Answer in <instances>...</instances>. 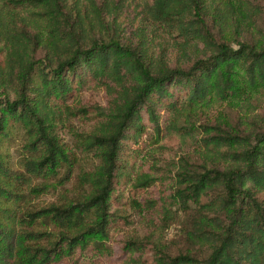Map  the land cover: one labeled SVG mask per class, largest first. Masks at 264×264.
Instances as JSON below:
<instances>
[{"label": "trees", "instance_id": "obj_1", "mask_svg": "<svg viewBox=\"0 0 264 264\" xmlns=\"http://www.w3.org/2000/svg\"><path fill=\"white\" fill-rule=\"evenodd\" d=\"M121 7L139 10L152 33L167 29L178 54L194 57L190 64L152 63L144 51L122 44L110 33L116 22H108ZM256 29L254 14L234 13L231 4L210 11L204 0H0V264H46L88 241L98 245L113 216L118 162L124 150L133 153L147 125L160 133L162 111L173 126L183 110L212 94L225 97L235 85V65L248 86L264 88V38ZM89 81L108 97L85 139L98 163L79 177L80 197L30 208L47 186L34 179L55 174L66 159L55 122L85 109L68 102ZM212 129L201 170L178 172L185 183L178 189L182 207L195 206L183 236L209 253L172 255L155 247L154 264H264V201L258 196L264 191V128L252 134ZM18 133L12 157L3 141Z\"/></svg>", "mask_w": 264, "mask_h": 264}, {"label": "rangeland", "instance_id": "obj_2", "mask_svg": "<svg viewBox=\"0 0 264 264\" xmlns=\"http://www.w3.org/2000/svg\"><path fill=\"white\" fill-rule=\"evenodd\" d=\"M204 2L210 11L213 6L219 9L231 4L234 13L244 10L245 14H254L260 28L256 31L262 33L264 38V0ZM138 11L121 7L114 18L109 15L108 22H116L109 24L112 25L110 33L119 35L122 44L144 51L151 57L152 63L165 59L170 66L187 67L194 57L188 61L178 54L174 48V38L163 26L152 33L150 27L141 21ZM140 31L143 33L141 38ZM255 35L260 38V34ZM231 44L236 46L234 41ZM38 49L36 56L41 57L44 50ZM232 77L234 88L225 97L212 94L204 103L183 110L177 115L173 126L166 124L169 114L162 111L160 125L163 130L160 133L147 125L133 153L124 150L118 162L116 170L120 180L110 200L109 212L113 216L106 236L100 239L98 245L88 241L83 246H77L72 253L46 264H154L155 247L166 248L172 255L191 250L197 257L208 255V248L195 245L192 239H187V233L186 240L183 236V230L190 228L187 217H191L195 206L191 204V209L184 211L178 189L183 188L185 183L178 172L183 168L201 170L206 154L205 137L215 132L212 129L214 125L232 131L247 130L251 134L263 130V86H248L242 68L237 65L233 68ZM11 96L9 93L10 99ZM76 96L78 98L70 100L68 104L74 107L79 103L85 109L62 113L60 121L55 122L66 159L55 174L34 179L33 184L44 181L47 186L31 198L30 208L80 197L83 188H80L79 177L84 172H91L98 163L95 152L86 145L85 139L94 129L99 117L98 110L106 106L107 92L89 81L80 86ZM4 99L0 89V101ZM204 125L208 131L204 130ZM19 135L11 142L3 141L12 157H17ZM258 196L264 201V191ZM165 209H170L168 214H165ZM166 215H173V218L167 220Z\"/></svg>", "mask_w": 264, "mask_h": 264}]
</instances>
